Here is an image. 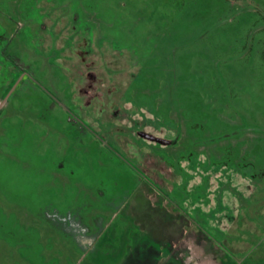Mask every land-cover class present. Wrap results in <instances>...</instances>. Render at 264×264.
I'll return each mask as SVG.
<instances>
[{
  "label": "rangeland",
  "instance_id": "rangeland-1",
  "mask_svg": "<svg viewBox=\"0 0 264 264\" xmlns=\"http://www.w3.org/2000/svg\"><path fill=\"white\" fill-rule=\"evenodd\" d=\"M9 3L0 264H105L87 241L114 224L128 242L142 168L193 203L166 247L264 264V0H0V18Z\"/></svg>",
  "mask_w": 264,
  "mask_h": 264
},
{
  "label": "crops",
  "instance_id": "crops-1",
  "mask_svg": "<svg viewBox=\"0 0 264 264\" xmlns=\"http://www.w3.org/2000/svg\"><path fill=\"white\" fill-rule=\"evenodd\" d=\"M19 6H15L12 9L10 8L9 3L7 17L4 19L0 18V36L2 34L7 35L9 27L14 26L15 21H18L16 19L19 14ZM27 19L28 17L24 21L25 24ZM28 21H30L29 25H31V18L28 19ZM1 41L2 39H0V44ZM2 55L3 52L0 47V59L3 57ZM1 64L2 61H0V66ZM136 170L137 171H134L133 173L129 171L135 180V195L137 194L143 198V201H145L146 204L142 211L143 214L140 215L139 213L130 210L132 208L130 201L132 202L133 198L129 200L128 207L130 206V209H128V214L132 218V221L130 222L132 233L129 234L130 239L128 238V242H114V237L117 233L116 228L113 226L114 224L111 222L110 224H112V227L109 228L111 225H104L103 228L101 227L100 231H94L95 235L87 241V243L92 249L109 251V253L105 255L106 257H104V260L106 261L105 264H200V261L205 260L204 255L206 251L203 245L195 247L192 242H186L185 246H181L180 248H172V246L168 248L165 246V241L162 236L164 232L172 233L171 228L176 231L177 226H172L177 225L178 221H184L185 224L182 222V225L187 226L192 218L190 211L193 209V203L191 200L189 201L187 187L184 188L183 185L176 186L171 184L172 186L167 189L166 187H168V185L164 186L159 183L161 179L156 181L151 178L150 174L147 173L144 168H142V170ZM174 188L181 189L183 198H181V196H173ZM200 206L203 209H208V198L207 201ZM157 208L164 210V214L169 215L171 219L168 221L164 220L162 215L160 216V212L162 211L157 213ZM202 212H204V210ZM78 215V217H82L81 213ZM94 218H98L97 213H95ZM85 226L88 225L85 223ZM128 227L124 228V235L127 234ZM163 228L165 229L163 230ZM191 228H194V222H192ZM75 229V235H79L78 233H80L79 230L81 228ZM85 230L86 232L88 231V229ZM76 242L79 243L77 238ZM120 251H124V253L120 254Z\"/></svg>",
  "mask_w": 264,
  "mask_h": 264
},
{
  "label": "water",
  "instance_id": "water-1",
  "mask_svg": "<svg viewBox=\"0 0 264 264\" xmlns=\"http://www.w3.org/2000/svg\"><path fill=\"white\" fill-rule=\"evenodd\" d=\"M16 84V81L11 85L10 89L8 90V92L4 95V97L1 99L0 101V106L3 103V101L6 99V97L8 96V94L10 93V91L12 90V88L14 87V85Z\"/></svg>",
  "mask_w": 264,
  "mask_h": 264
}]
</instances>
